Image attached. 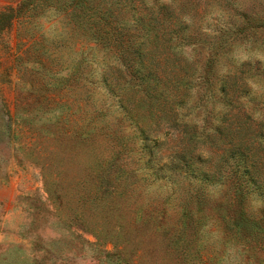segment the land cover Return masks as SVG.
I'll use <instances>...</instances> for the list:
<instances>
[{
  "label": "rangeland",
  "instance_id": "rangeland-1",
  "mask_svg": "<svg viewBox=\"0 0 264 264\" xmlns=\"http://www.w3.org/2000/svg\"><path fill=\"white\" fill-rule=\"evenodd\" d=\"M23 1L0 0V264H264V230L234 236L213 208L228 198L215 177L233 143L264 162V0H156L189 40L111 50L77 34L76 0L19 21ZM172 190L175 203L209 196L191 204L190 250L143 224ZM256 197L245 205L259 220Z\"/></svg>",
  "mask_w": 264,
  "mask_h": 264
},
{
  "label": "trees",
  "instance_id": "trees-1",
  "mask_svg": "<svg viewBox=\"0 0 264 264\" xmlns=\"http://www.w3.org/2000/svg\"><path fill=\"white\" fill-rule=\"evenodd\" d=\"M50 1L52 0H25L20 3L14 15H10L14 19H19L20 21V17L27 11H36L37 13L40 8L50 6ZM76 1L79 3L78 8L80 13L75 15L72 12L70 16H73L75 19L77 16V20L74 19L73 21L75 22L74 26L77 28V34L83 37L87 36L86 38L93 41L102 49H110L112 47L122 49L128 47L139 48L140 46L144 48L157 43H165L166 48L171 49L176 48L174 44L182 45V40H189V36L185 31L186 27H182L181 30L178 29L183 23L178 21L175 16H172L169 9L170 7L164 3H157L156 0H154L152 5H149L147 0H100L102 3L94 5L88 4L85 0ZM122 10L125 12L127 11L129 14V16H125V21L119 20L118 18ZM10 13L13 12L10 11ZM30 16H33V13ZM161 17L164 22H168V24L165 23L167 26L171 24L173 28L163 29L159 21ZM139 28L141 29L140 31H138ZM159 30L161 31L159 32ZM54 48L49 50L46 49L45 51L48 55H51L55 52ZM40 50L41 47H35L29 50V54L31 55V53L35 52L37 55L40 52V56L42 54ZM144 55L145 53H143V56ZM173 56H175V53ZM137 57L140 58V56ZM173 67L174 66H172V68ZM185 71L188 75V69ZM194 72L192 71V74ZM76 73H78V68H76V72L71 73L69 77L76 76ZM233 144L237 146L234 153L236 157L228 164L227 161L225 162L228 172H223L224 175H222L218 171L217 177H215L216 183H220L222 180L223 184L227 183L229 189L228 198L225 202H216L213 206L215 210L214 215L217 221L226 225L227 230L234 231V236H238L241 231L240 226L245 225L250 226L252 233L255 232V230H260L262 232L264 228L260 223L264 220V210L261 211L262 214L259 220H256V216L248 211L245 203L253 194L257 196L256 198L264 202V182H260L262 176L258 171L260 166L264 167V162L259 156H256L255 152L251 148H248L247 145L240 143ZM262 145L261 143L260 147L258 145L256 149L264 152V145ZM180 159L181 158H177L178 163L173 164L172 167L184 164L180 167L183 169L186 164L185 162L180 163ZM259 159L261 161H259ZM196 176L197 175L192 171H187L184 174L187 180H190L189 178L195 179ZM162 179L165 178L162 177ZM197 192L198 191L194 193L188 192L183 200L181 199L179 202L175 203L173 200L178 194L175 190H172V192L170 191L166 197L162 198L160 206L157 209L151 208L145 210L146 218L143 224H153L152 220H158L157 232L163 235L162 237L167 245L169 244L168 246L175 247L178 245L179 250H181L180 245H183V250L187 247V249H189L191 243L183 240L187 235V229L191 226V229L195 227L197 229L198 225L201 223V220L194 216L191 204H195L202 208L209 201L207 200L209 198L208 194ZM176 204L177 207L179 206V212H177L174 218L171 211L174 210ZM146 229L147 227L145 226L144 230L146 231ZM179 241L182 242L180 243ZM177 256L178 258H182V261H191L190 257L181 254L176 255V257Z\"/></svg>",
  "mask_w": 264,
  "mask_h": 264
}]
</instances>
